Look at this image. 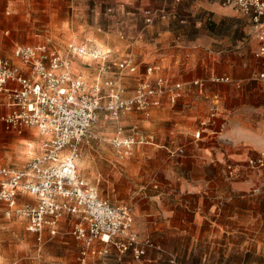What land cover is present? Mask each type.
Wrapping results in <instances>:
<instances>
[{
    "label": "crops",
    "instance_id": "1",
    "mask_svg": "<svg viewBox=\"0 0 264 264\" xmlns=\"http://www.w3.org/2000/svg\"><path fill=\"white\" fill-rule=\"evenodd\" d=\"M93 1L96 10L113 8L106 16L122 36L120 49L141 64L157 66L158 75L180 88L174 102L164 95L158 107L146 114L157 110L160 175L155 202L133 208V229L148 244L146 255L134 260L110 246L105 255L92 254V263L168 264L175 257L177 264H183V256L225 259L223 251L228 249L238 259L233 264H242L246 253L259 254L264 247V215H260L264 210V165L248 162L264 152V102L259 103L264 87L256 77L262 65L254 56L257 41L250 19L223 0ZM147 9L158 13L147 17ZM92 20L90 32L98 33L102 28L99 16ZM248 61L259 66L250 75L246 73ZM214 76H227L229 81L215 82ZM8 104L7 97L0 94V117L8 112ZM197 131L198 138L194 136ZM177 147L184 149L183 154L169 156V150ZM166 169L168 178L177 182L176 201L168 198L163 187ZM255 187L258 192H252ZM182 195L186 196L183 201ZM0 208H5L4 202ZM64 218L57 233L45 231L41 241L23 225L34 236L37 251L64 229L65 221L76 220ZM171 244H185L179 251L181 257ZM18 264L50 262L33 256Z\"/></svg>",
    "mask_w": 264,
    "mask_h": 264
},
{
    "label": "built area",
    "instance_id": "2",
    "mask_svg": "<svg viewBox=\"0 0 264 264\" xmlns=\"http://www.w3.org/2000/svg\"><path fill=\"white\" fill-rule=\"evenodd\" d=\"M238 8L254 27L257 48L254 56L262 69L257 79L264 87V0H223ZM158 10H144L153 17ZM78 54L91 59L109 58L84 46ZM13 58L0 56V94L9 100V110L0 117L7 129L19 131L22 127L34 128L41 137L39 152L22 167L0 166V202L5 203L3 213L24 222L25 229L41 241L42 233L55 235L59 222L67 216L75 217L70 234L80 243L79 254L73 264H93L92 254H107L109 247L120 253H129L134 260L146 255V243L133 229V207L122 202H111L100 197L97 188L84 180L77 168L81 143L101 116L116 122L124 113L143 110L159 104L167 95L172 102L178 97L180 84H170L158 75L141 82L132 94L126 96L117 82L88 86L85 80L70 71L69 58L59 55L45 45H16ZM120 68L135 71L129 56L119 62ZM155 68L148 67L150 75ZM215 82H227V76H214ZM10 84V85H9ZM264 107V106H263ZM214 116V112L211 113ZM202 124V123H201ZM117 126L112 145L120 149L134 144L152 143V137L142 133L136 125L128 128L126 138ZM200 131L194 136L198 138ZM183 154L181 147L170 156ZM252 166L264 165V152L248 162ZM252 188V192H258ZM29 196V201L18 198ZM101 249H96V245ZM168 264H177L175 257Z\"/></svg>",
    "mask_w": 264,
    "mask_h": 264
},
{
    "label": "rangeland",
    "instance_id": "3",
    "mask_svg": "<svg viewBox=\"0 0 264 264\" xmlns=\"http://www.w3.org/2000/svg\"><path fill=\"white\" fill-rule=\"evenodd\" d=\"M95 6L96 3L93 0H0V56L12 55L16 45H45L59 55L69 59L71 57L76 61L79 59L77 55H73V52L77 53L80 46L91 51L95 50L100 53L99 55L108 52L109 58L105 60H102L100 56L91 59L83 55L85 62H79L84 71V76L81 77L88 86L94 83L103 85L105 81L113 80L121 86L124 94L129 96L141 82L155 79L158 76V67L151 63L141 64L132 56L126 55V52L122 51L118 45L122 36L106 16L112 13L113 8L102 6L96 10ZM96 15L99 16L102 28L98 33H91L90 25ZM221 31L220 28L219 33H222ZM126 56H129L135 64V71L130 72L120 68L119 62ZM148 67L155 68L150 75L147 74ZM258 69L256 62L248 61L246 71L248 75ZM74 74L80 76V74ZM263 102L264 97L259 103ZM152 107L156 108L158 104L143 110L124 113L116 122L101 116L81 143L80 156L77 160L78 173L97 188L100 197L111 202H124L132 205L133 208L155 202L160 176L158 174V116L155 114L157 110L152 112V115L146 116ZM124 115L125 119L122 120ZM121 125L125 127L120 133L122 138L129 135V126L136 125L142 133L151 136L153 142L134 144L130 148H115L111 140L117 134V126ZM40 139L36 129L30 130L29 127H22L19 131L7 129L0 121V166H24L32 156L38 153ZM167 146L174 147L169 144ZM178 148L169 151L174 152ZM168 155L170 156L169 153ZM163 174V187L168 190L166 191L169 194L168 198L176 201L177 182L168 178L167 169ZM184 199L186 196L182 195L181 201ZM260 215H264V210L260 211ZM74 220L65 221L64 229L52 239L46 240L42 249L37 251L38 244L34 236L25 231L23 222L18 218L5 216L0 208V264H18L22 260H31L33 256L40 259L46 258L50 264H73L80 250V243L77 245L70 234ZM183 245L185 244H171L175 246V252L180 257L179 251ZM228 252V249H225L223 255H227V258L220 260L214 256L210 259L183 256L182 263H236L238 259ZM242 264H264V247L259 254L246 253Z\"/></svg>",
    "mask_w": 264,
    "mask_h": 264
},
{
    "label": "bare ground",
    "instance_id": "4",
    "mask_svg": "<svg viewBox=\"0 0 264 264\" xmlns=\"http://www.w3.org/2000/svg\"><path fill=\"white\" fill-rule=\"evenodd\" d=\"M73 55L74 56L77 55V58L79 59V61H76L74 59L72 60V58L70 57V59H69V61H70V71L73 72V73L80 74V76H84V74L82 72H76L75 71V70H80L81 69L79 62L83 61V59H84L83 54H78V53L73 52ZM86 56H88V55H86ZM83 62H85V61H83ZM25 152L29 153L30 151H25Z\"/></svg>",
    "mask_w": 264,
    "mask_h": 264
}]
</instances>
